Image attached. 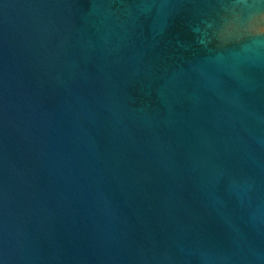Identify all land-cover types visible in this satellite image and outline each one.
<instances>
[{
  "label": "water",
  "instance_id": "water-1",
  "mask_svg": "<svg viewBox=\"0 0 264 264\" xmlns=\"http://www.w3.org/2000/svg\"><path fill=\"white\" fill-rule=\"evenodd\" d=\"M0 264H264V0H0Z\"/></svg>",
  "mask_w": 264,
  "mask_h": 264
}]
</instances>
